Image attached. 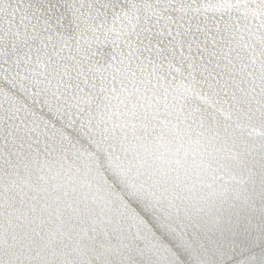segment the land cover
<instances>
[{
	"label": "snow or ice",
	"instance_id": "obj_1",
	"mask_svg": "<svg viewBox=\"0 0 264 264\" xmlns=\"http://www.w3.org/2000/svg\"><path fill=\"white\" fill-rule=\"evenodd\" d=\"M148 217L264 264V0H0V264H186Z\"/></svg>",
	"mask_w": 264,
	"mask_h": 264
},
{
	"label": "water",
	"instance_id": "obj_2",
	"mask_svg": "<svg viewBox=\"0 0 264 264\" xmlns=\"http://www.w3.org/2000/svg\"><path fill=\"white\" fill-rule=\"evenodd\" d=\"M148 219L149 223L152 224L154 230L156 231V234L161 237L162 241L164 243H167L175 251H177V253L181 255V258L186 262V264H191L188 253L183 251L182 247L179 244V241L174 237V235L162 230L151 217H148ZM141 264H143V261H141Z\"/></svg>",
	"mask_w": 264,
	"mask_h": 264
}]
</instances>
